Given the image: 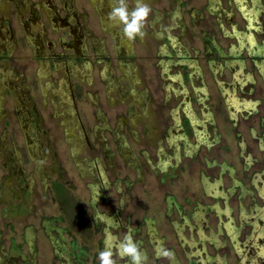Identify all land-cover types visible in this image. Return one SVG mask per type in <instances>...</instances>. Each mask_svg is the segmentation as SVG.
I'll list each match as a JSON object with an SVG mask.
<instances>
[{
    "label": "rangeland",
    "instance_id": "1",
    "mask_svg": "<svg viewBox=\"0 0 264 264\" xmlns=\"http://www.w3.org/2000/svg\"><path fill=\"white\" fill-rule=\"evenodd\" d=\"M74 1L81 17L123 32L111 4ZM146 2L148 35L116 44L92 32L81 87L62 84L69 119L36 85L29 113L10 98L12 120L0 113V185L16 151L23 173L0 188V264L30 258L29 227L35 264H99L108 233H130L147 264H264V0ZM28 184L25 208L4 212ZM160 247L172 255L157 256Z\"/></svg>",
    "mask_w": 264,
    "mask_h": 264
},
{
    "label": "flooded vegetation",
    "instance_id": "2",
    "mask_svg": "<svg viewBox=\"0 0 264 264\" xmlns=\"http://www.w3.org/2000/svg\"><path fill=\"white\" fill-rule=\"evenodd\" d=\"M92 2H95V0H92ZM98 3H100L101 7L107 8V5L111 4V0H101L100 2L98 0ZM71 4L72 7H69ZM94 4L96 3H93V5ZM93 5L91 6L92 9H94ZM73 7L75 8L70 9ZM80 11L81 10H79L78 5L76 6L74 0H0V61L12 60L9 72L8 68L0 71V90L6 87L9 93L10 89H8L7 86L12 85L15 87L14 91L16 89H23L26 93L28 92L30 94L31 86L34 87L36 85L37 88L39 86L37 90L38 94L41 91L44 95L50 93L51 96L48 101L45 100V105H50L52 111H60L66 116V119H69L71 113L70 110L64 108L67 101L65 100L66 95L63 86H68L70 88L68 80L70 81V79L73 78V86L81 87L82 81L79 75L80 73H84L86 69L84 64L85 61H82V52L87 50V42L92 45H95L97 42L92 32L94 31L96 34L106 33L110 38L112 37L116 44L120 42L123 36V32L121 31L114 32L112 35V32L107 28L102 27L100 24H96L94 21V14L93 17L89 13H87L85 18L83 15L81 17ZM80 18H82V21H80ZM86 24L88 27H86ZM83 31H86V34ZM144 31L148 35L147 30L144 29ZM21 32L24 34L26 33L27 38H24ZM17 42L19 48L23 47L21 50H28V55L21 56V54H12V47H14ZM122 53H124L123 50ZM20 61L22 64H19ZM35 62L41 69L43 67L44 72H46L49 77H52L53 80L42 83L38 77L34 75V72H32L31 66ZM157 63L162 67L161 62ZM122 64L129 77V65L126 61H122ZM89 65L90 63L88 61V69ZM29 70L31 71L32 78L29 76ZM195 72L197 73V71ZM232 74L235 75L233 70ZM62 80L64 82H62ZM235 80L238 79L236 78ZM104 82L108 83L106 79ZM22 94H24V92L21 90L17 95V103L19 104L17 105L15 103L14 106L17 115L21 114L18 112L20 108L29 113V107H26L25 99L23 100L20 98ZM30 96L35 99L33 94H30ZM69 96L70 94H68V97ZM43 98L47 97L45 96ZM63 100L66 102H63ZM227 101L230 102V97H228ZM35 102L36 101H34V104H36ZM68 102L70 107L74 108L71 98ZM33 110H36L35 105ZM5 112L6 110L0 109V113L3 114ZM61 128L66 138H73V136H75L69 125L64 124ZM14 157L18 161L17 167L7 168L9 169V174L3 175L0 188H3L6 183H10L9 177H15L17 180L19 179V175L23 174L17 151ZM13 194V201L6 208H3V211L6 213H16L25 208L26 201L31 200V184H28V187H26V185L24 187L19 185L18 191H14ZM17 198L20 203L16 201ZM33 231L32 227L25 230L26 238L29 243L30 258L23 256L22 264H35V233L33 234ZM45 232L51 239L54 253L58 256L63 255L62 246L58 244V241L51 235L48 228L45 229ZM29 233H32V235ZM103 246H105V241Z\"/></svg>",
    "mask_w": 264,
    "mask_h": 264
},
{
    "label": "clouds",
    "instance_id": "3",
    "mask_svg": "<svg viewBox=\"0 0 264 264\" xmlns=\"http://www.w3.org/2000/svg\"><path fill=\"white\" fill-rule=\"evenodd\" d=\"M152 12V8L146 0H133L130 5L129 0H111L108 18L114 23L122 26V31L130 41L142 38L145 35L146 22ZM115 244V247H114ZM172 253L165 247L157 250V256L169 257ZM128 258L129 264H147V254L143 251L128 233L123 239L106 235L104 249L98 252L99 264H118L117 258Z\"/></svg>",
    "mask_w": 264,
    "mask_h": 264
},
{
    "label": "crops",
    "instance_id": "4",
    "mask_svg": "<svg viewBox=\"0 0 264 264\" xmlns=\"http://www.w3.org/2000/svg\"><path fill=\"white\" fill-rule=\"evenodd\" d=\"M88 2H89V0H87ZM93 3V2H92ZM33 31V30H32ZM22 33V35H23V37L24 38H27L26 37V33L24 34L23 32H21ZM21 35V34H20ZM22 37V38H23ZM23 38V39H24ZM13 48V53L12 54H14V55H18V54H21V56H24V55H28V50L27 49H24V50H21L22 48H19V44H18V42L14 45V47H12ZM11 64H12V60L11 61H8V60H5V61H0V71H2V70H5L6 68H10V66H11ZM19 64H22V62L20 61V63ZM39 65L35 62L32 66H31V69H32V72H34V75L35 76H37L38 77V79L40 80V81H42V79L43 78H41V67H38ZM11 69V68H10ZM10 69L8 70V72L10 71ZM45 80V79H44ZM43 82V81H42ZM7 86V85H6ZM12 86V85H11ZM10 85H8L7 87H8V89H10V92L8 93L7 92V88L6 87H3V90H0V102H1V100L3 101V91H4V93H5V95H6V109L8 110H6V112H7V119L9 118V119H11V112H10V110H9V107H8V99L10 98L11 99V101H12V104L15 106V103L18 105L19 103H17V100H18V98H17V95H18V93L19 92H21V90L24 92V94H22L21 95V99H25L24 97H25V94H27L23 89H16L15 91H14V88L15 87H11ZM2 97V98H1ZM4 103L2 102V104H1V106L3 105ZM0 109H3V110H5L4 109V107H1ZM5 112V113H6ZM14 112H15V110H14ZM12 120V119H11ZM9 155H7V157L9 158V156H10V153H8Z\"/></svg>",
    "mask_w": 264,
    "mask_h": 264
}]
</instances>
